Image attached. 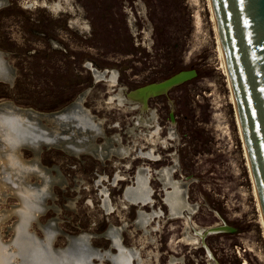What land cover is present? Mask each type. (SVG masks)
<instances>
[{"label": "rangeland", "instance_id": "1", "mask_svg": "<svg viewBox=\"0 0 264 264\" xmlns=\"http://www.w3.org/2000/svg\"><path fill=\"white\" fill-rule=\"evenodd\" d=\"M0 3L11 75L0 76V104L70 131L49 144L21 113L34 126L17 133L20 143L0 137V264H52L78 241L92 250L90 264H264L208 0ZM183 71L195 77L149 98L145 112L142 101L115 98ZM81 95L86 122L64 124ZM7 144L20 158L6 161ZM222 225L235 231L200 239Z\"/></svg>", "mask_w": 264, "mask_h": 264}, {"label": "water", "instance_id": "2", "mask_svg": "<svg viewBox=\"0 0 264 264\" xmlns=\"http://www.w3.org/2000/svg\"><path fill=\"white\" fill-rule=\"evenodd\" d=\"M209 1L264 222V0ZM2 56L0 53V70L10 75L9 68ZM3 76L8 78L6 74ZM194 77V71L179 72L166 80L134 91L143 90L144 94L146 93L145 98H143L144 94L141 95L140 92L138 95H132V92L125 93V101L133 103L143 99V104L146 107L149 98L162 95ZM3 81L11 82L5 79ZM81 99L82 95L64 110H73L72 115L68 116L77 121L72 122L73 124H84L87 119L80 108ZM21 113H27L34 119H41L29 111ZM49 116L45 115L44 117L47 119ZM170 120L173 122L172 116H170ZM41 131L49 143L48 137H51L49 129L42 128ZM20 139H16L17 142L20 143ZM44 142L42 141V143ZM234 231L233 228L222 225L205 229L199 234V237L203 241L209 234ZM22 241L19 240L18 245L20 253L26 249L25 247L21 250L22 246H25V242L23 245ZM72 243L57 254L52 264H90V256L93 252L87 244L83 241ZM114 263L117 264L116 261Z\"/></svg>", "mask_w": 264, "mask_h": 264}, {"label": "bare ground", "instance_id": "3", "mask_svg": "<svg viewBox=\"0 0 264 264\" xmlns=\"http://www.w3.org/2000/svg\"><path fill=\"white\" fill-rule=\"evenodd\" d=\"M0 5H2V4L0 3ZM209 6H210V11H211V18L214 21V25H215V20H214L213 12H212V9H211L210 1H209ZM215 31L217 33L216 25H215ZM217 37H218V34H217ZM218 44H219V52H220V55H221V58H222V61H223V66H224V70H225V74H226L227 85H228V88H229V91H230L231 102L234 105L235 118H236V123H237L238 130H239V135H240V138H241V141H242V148H243V151H244V156H245V159H246V163H247V167H248V170H249V173H250V177L252 179L251 170H250L248 157H247V152H246L245 144H244V141H243V136H242L241 127H240V123H239V118H238V114H237V109H236L235 102H234V99H233L232 89H231V85H230V82H229V78H228V74H227V70H226V66H225V61H224V56H223V51H222V48H221V44H220L219 38H218ZM0 75H2V70H0ZM139 92L141 93V95L144 94L143 90H141ZM139 92H132V95H138V94H140ZM145 96H146V93L144 94L143 98H145ZM115 98L117 99V101L119 103H122V102L125 101V96L122 93V90L119 91L117 95H115ZM141 101L143 102V99L137 100V102H140V103H141ZM143 107H145L144 104H143ZM21 111H29L31 113L33 112V114H35L38 117H44L46 115V114H43V113L39 114V113L34 112L32 110H29V109H18L17 107H14L10 103H6V102L5 103H1L0 104V137L4 138L5 143H7L10 139H14V138L18 139L17 133H23L27 128L34 126V125L30 124V123H29L30 124L29 127H24L22 125V123H21V121H22L21 120L22 119ZM17 147L18 146H15L13 148V146H12V148H10V146H8V144H7L5 146V149H4V146H2V151H3V149L5 150V154H6L5 157H6V161L7 162L13 161L15 156H17V159L20 158L18 156V153H17ZM8 149H10V150H8ZM13 149L14 150L16 149V151H14ZM252 183H253V180H252ZM253 187H254V185H253ZM254 192H255V189H254ZM255 196H256V192H255ZM256 198H257V196H256ZM257 202H258V200H257ZM258 208H259V212H260L259 214H260V218H261V223H262V226H263V229H264V222H263V217H262L261 210H260V207H259V203H258ZM212 228H214V227H212ZM124 261L125 260H121L120 261L121 264Z\"/></svg>", "mask_w": 264, "mask_h": 264}, {"label": "flooded vegetation", "instance_id": "4", "mask_svg": "<svg viewBox=\"0 0 264 264\" xmlns=\"http://www.w3.org/2000/svg\"><path fill=\"white\" fill-rule=\"evenodd\" d=\"M143 88V87H142ZM140 89V88H139ZM138 90V89H137ZM136 91V90H135ZM132 92H134V91H132ZM126 99V98H125ZM135 102V101H134ZM140 106H142V105H140ZM81 108V107H80ZM79 109V108H78ZM81 110H82V112L86 115V117H87V114H86V112L81 108ZM139 110V109H138ZM143 110H147V105H146V107H144V109ZM145 112V111H144ZM72 113H73V110H67V115H65V122H64V124H67L68 123V121H70L71 122V124H73L72 122H77L75 119V121L72 119V118H70V117H68V116H70V115H72ZM61 114V112H57V113H53V114H51V116L52 117H54V118H56V117H58L59 115ZM47 115V114H46ZM43 119H45V117H41V119L40 120H38V119H36L35 118V120L37 121V129L38 130H42V128H40V126H39V122L41 121V120H43ZM87 120V119H86ZM70 127H71V129L74 127L73 125H70ZM47 129H49V131H50V134L52 135V136H57V135H60V133H64V132H66V131H68L66 134H68L70 131H69V129H65V127H59V129H58V131H57V129H56V127H54L53 125L50 127V128H47ZM61 136H62V134H61ZM87 136V135H86ZM86 136H82V137H84V139H85V137ZM87 139V140H86ZM86 139L83 141L85 144H87V142L89 141V137L87 136L86 137ZM56 143V142H55ZM212 228V227H211Z\"/></svg>", "mask_w": 264, "mask_h": 264}]
</instances>
